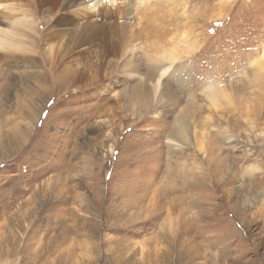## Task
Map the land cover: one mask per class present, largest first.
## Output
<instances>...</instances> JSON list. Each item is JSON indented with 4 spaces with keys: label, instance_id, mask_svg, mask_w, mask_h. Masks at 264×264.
<instances>
[{
    "label": "rangeland",
    "instance_id": "obj_1",
    "mask_svg": "<svg viewBox=\"0 0 264 264\" xmlns=\"http://www.w3.org/2000/svg\"><path fill=\"white\" fill-rule=\"evenodd\" d=\"M112 1L135 75L94 47L57 60L45 15L17 28L36 62L0 53V264H264V0ZM171 47L184 80L135 102Z\"/></svg>",
    "mask_w": 264,
    "mask_h": 264
},
{
    "label": "bare ground",
    "instance_id": "obj_2",
    "mask_svg": "<svg viewBox=\"0 0 264 264\" xmlns=\"http://www.w3.org/2000/svg\"><path fill=\"white\" fill-rule=\"evenodd\" d=\"M122 1L127 5L131 0ZM112 4V0H34L31 14L15 18L8 23L5 19H0V53L8 54L15 74H17L18 70L25 69L28 63L36 62V59L32 57L33 52L28 48L26 49L23 41L18 39L22 34L18 33L17 28L25 27L33 30L32 27L34 26L32 25L39 22V18L45 15L50 23V30H52L50 33L60 40L61 53L57 54L59 55L57 60L63 61L64 58L74 51L82 53L90 51L94 47L99 50V54L103 58L110 56L119 58V62L122 64H119V66L123 68V72L127 74L134 73L135 75V72L131 69V64L136 46L132 43L126 45L125 37L123 36L119 37L117 35L119 39L117 38L114 43L107 40L108 35L106 32L108 29L105 24L109 23L113 18L111 14ZM0 6L5 7L1 3ZM87 12L93 14L91 21L87 18ZM74 15L77 19L74 18ZM110 45L112 48L108 51L106 47ZM153 56H151L150 63L152 65L151 71L148 70L150 76L142 80L133 90L132 99L141 105L149 106L161 103L163 97L160 94L161 80L165 76L170 75L180 82L184 80L182 68L176 65L179 58L177 48L171 47L170 51L154 53ZM64 71L66 76L75 72L72 69L68 70V68H64ZM2 135L0 133L1 142H3ZM168 142L171 147L173 146L172 151L181 148L172 139H169ZM57 195L56 192L55 196Z\"/></svg>",
    "mask_w": 264,
    "mask_h": 264
}]
</instances>
